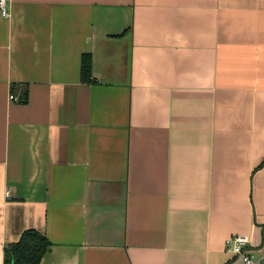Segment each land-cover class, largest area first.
Returning a JSON list of instances; mask_svg holds the SVG:
<instances>
[{
  "label": "crops",
  "instance_id": "crops-1",
  "mask_svg": "<svg viewBox=\"0 0 264 264\" xmlns=\"http://www.w3.org/2000/svg\"><path fill=\"white\" fill-rule=\"evenodd\" d=\"M8 9L0 264L28 229L52 244L41 264H242L228 238L264 245V0Z\"/></svg>",
  "mask_w": 264,
  "mask_h": 264
},
{
  "label": "trees",
  "instance_id": "trees-1",
  "mask_svg": "<svg viewBox=\"0 0 264 264\" xmlns=\"http://www.w3.org/2000/svg\"><path fill=\"white\" fill-rule=\"evenodd\" d=\"M82 81L91 83L92 57L84 54L81 67ZM47 236L36 229L23 232L19 240L5 247L4 264H41L44 256L51 247Z\"/></svg>",
  "mask_w": 264,
  "mask_h": 264
},
{
  "label": "built area",
  "instance_id": "built-area-1",
  "mask_svg": "<svg viewBox=\"0 0 264 264\" xmlns=\"http://www.w3.org/2000/svg\"><path fill=\"white\" fill-rule=\"evenodd\" d=\"M9 0H0V11L4 16L9 17L8 9ZM14 98V96H11ZM12 188L7 187L5 196L10 198ZM226 248L234 256L241 260L242 264H264V245L260 247H252L249 236L236 235L226 240Z\"/></svg>",
  "mask_w": 264,
  "mask_h": 264
}]
</instances>
